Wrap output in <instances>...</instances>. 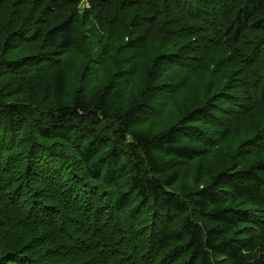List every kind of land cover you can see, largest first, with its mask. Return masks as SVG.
<instances>
[{"label": "trees", "instance_id": "trees-1", "mask_svg": "<svg viewBox=\"0 0 264 264\" xmlns=\"http://www.w3.org/2000/svg\"><path fill=\"white\" fill-rule=\"evenodd\" d=\"M21 2L42 12V60L72 46L80 20L100 42L118 37L125 57L152 36L171 42L172 67L208 74V88L203 106L156 134L133 130L154 110L153 94L124 111H112L103 92L57 108L31 129L43 143L28 153L26 169L40 151V192L16 187L27 172L7 180L16 133H2L0 119V264H264V0ZM22 61L0 57V68ZM161 72L156 57L148 76ZM49 74L61 93L64 69ZM3 111L9 125L22 116L12 105ZM218 150L222 167L207 165V183L193 191L173 190L178 171L161 174V153L197 161Z\"/></svg>", "mask_w": 264, "mask_h": 264}, {"label": "rangeland", "instance_id": "rangeland-1", "mask_svg": "<svg viewBox=\"0 0 264 264\" xmlns=\"http://www.w3.org/2000/svg\"><path fill=\"white\" fill-rule=\"evenodd\" d=\"M83 5L88 8L87 4ZM79 21L74 24L72 46L58 51L50 60H42L35 55L39 43L42 12L32 11L21 0H8L0 8L2 34L0 57L13 61L23 60L19 64L21 66L15 70L0 68V119L6 120L1 130L4 133L13 129L16 133L15 149L7 154L9 162H13L14 170L7 180L16 181L19 175L26 173L28 153L40 149L42 141L34 140L32 132L35 126L57 108L72 105L77 97L95 101L103 92L112 111H124L141 102V99H145L149 94H153L156 96L157 104L147 107L149 109L155 106L154 110L140 115L133 126L135 131L152 134L168 129L187 112L205 104V97L201 94L207 92L208 74L196 78V75L192 76L184 70L173 68L171 58L176 52H166L171 42L169 44L160 37L152 36L142 48H135L134 53H129L125 57L116 52L120 45L118 37L105 38L100 42L89 26H80ZM109 32L114 35L111 29ZM136 34L139 36L137 31ZM156 57L159 58L162 72L160 75L157 74L155 79L154 76L149 78L148 73ZM36 59L40 61H35ZM34 65H39L40 69L30 72ZM26 66H30V70L23 74L21 71ZM57 66H61L66 74V83L61 93L56 92L54 82L49 76L51 69ZM163 83H166L165 86H162ZM183 83L187 85V89L178 90ZM168 85L177 86L176 91L166 93ZM196 93L202 96L200 100L196 98ZM11 105L15 106L22 116H16L18 118H14L13 124L10 122L9 125L10 115L5 114L3 109ZM183 140L185 138L180 137V141ZM40 153L37 151L33 157L32 169L25 174L26 176L24 175L23 180L16 181V187L21 185L28 191L39 192L45 189L35 177L36 172L40 170ZM1 159V166H4L5 158ZM222 160L219 150L206 160L197 161L171 158L161 153V174L178 171L179 178L173 190L181 193L190 192L197 185L207 183L208 180L203 176L207 165L214 167L213 169L220 165L221 168ZM9 162L7 161V168ZM47 167L48 165L43 169L47 171ZM32 211L34 213L40 211V204L35 205ZM138 220L139 218L136 220L137 223ZM5 251L0 250L1 253Z\"/></svg>", "mask_w": 264, "mask_h": 264}]
</instances>
